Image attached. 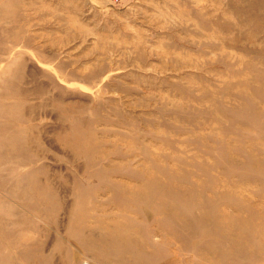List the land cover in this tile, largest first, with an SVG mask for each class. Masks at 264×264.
I'll list each match as a JSON object with an SVG mask.
<instances>
[{"label": "rangeland", "instance_id": "obj_1", "mask_svg": "<svg viewBox=\"0 0 264 264\" xmlns=\"http://www.w3.org/2000/svg\"><path fill=\"white\" fill-rule=\"evenodd\" d=\"M0 264H264V0H0Z\"/></svg>", "mask_w": 264, "mask_h": 264}]
</instances>
